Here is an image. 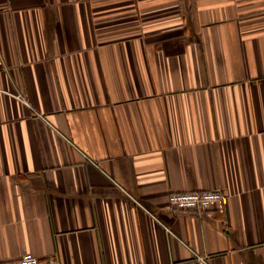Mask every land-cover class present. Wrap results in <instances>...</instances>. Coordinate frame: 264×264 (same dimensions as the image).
<instances>
[{
	"label": "crops",
	"instance_id": "crops-1",
	"mask_svg": "<svg viewBox=\"0 0 264 264\" xmlns=\"http://www.w3.org/2000/svg\"><path fill=\"white\" fill-rule=\"evenodd\" d=\"M222 191L209 209L171 193ZM264 264V0H0V262Z\"/></svg>",
	"mask_w": 264,
	"mask_h": 264
},
{
	"label": "built area",
	"instance_id": "built-area-1",
	"mask_svg": "<svg viewBox=\"0 0 264 264\" xmlns=\"http://www.w3.org/2000/svg\"><path fill=\"white\" fill-rule=\"evenodd\" d=\"M222 191H192L171 193L168 197L169 204L177 210H207L214 203L224 200ZM0 264H60L57 258H39L32 254H24L18 259L2 261Z\"/></svg>",
	"mask_w": 264,
	"mask_h": 264
}]
</instances>
